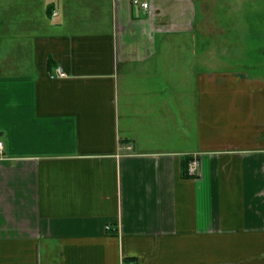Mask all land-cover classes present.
I'll return each mask as SVG.
<instances>
[{"label": "crops", "instance_id": "crops-1", "mask_svg": "<svg viewBox=\"0 0 264 264\" xmlns=\"http://www.w3.org/2000/svg\"><path fill=\"white\" fill-rule=\"evenodd\" d=\"M141 1L0 0V264H264V77Z\"/></svg>", "mask_w": 264, "mask_h": 264}, {"label": "rangeland", "instance_id": "rangeland-1", "mask_svg": "<svg viewBox=\"0 0 264 264\" xmlns=\"http://www.w3.org/2000/svg\"><path fill=\"white\" fill-rule=\"evenodd\" d=\"M182 8L191 7L194 20L193 47L188 39L187 48L178 45H158L160 58L173 61L180 52H187V62L193 72L228 71L244 72L251 76L264 77V0H177ZM190 8V9H191ZM185 13V12H184ZM141 17H143L141 15ZM172 35L176 33L171 32ZM180 35V34H178ZM183 36H187L185 33ZM204 46L203 54L200 52ZM179 47V48H178ZM193 53V55H192ZM171 55H176L172 56ZM177 72V71H176ZM178 70L176 80L181 82ZM175 70L163 68L162 83L173 84ZM195 77L184 76V83L194 84ZM122 76L119 78L121 82ZM191 90H186L190 93Z\"/></svg>", "mask_w": 264, "mask_h": 264}, {"label": "built area", "instance_id": "built-area-1", "mask_svg": "<svg viewBox=\"0 0 264 264\" xmlns=\"http://www.w3.org/2000/svg\"><path fill=\"white\" fill-rule=\"evenodd\" d=\"M133 3L140 4L142 7H147L148 6V2H146V1L133 0ZM57 70H58V73L60 75L63 74V72L59 68ZM1 148H2V141L0 140V149ZM198 169H199V161H198L197 158H194L188 164V173H189V175H197Z\"/></svg>", "mask_w": 264, "mask_h": 264}, {"label": "trees", "instance_id": "trees-1", "mask_svg": "<svg viewBox=\"0 0 264 264\" xmlns=\"http://www.w3.org/2000/svg\"><path fill=\"white\" fill-rule=\"evenodd\" d=\"M183 172H184L185 175L189 176L188 168L184 167V168H183Z\"/></svg>", "mask_w": 264, "mask_h": 264}]
</instances>
